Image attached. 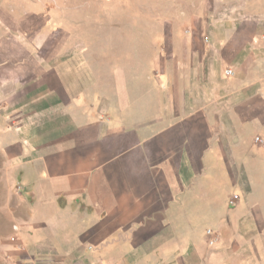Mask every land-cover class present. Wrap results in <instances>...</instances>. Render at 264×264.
<instances>
[{"label":"crops","instance_id":"0c3cea01","mask_svg":"<svg viewBox=\"0 0 264 264\" xmlns=\"http://www.w3.org/2000/svg\"><path fill=\"white\" fill-rule=\"evenodd\" d=\"M263 30L245 20L223 39L194 31L182 46L166 41L153 61L101 76L87 52L46 57L31 50V38L28 46L5 40L0 64L12 75L0 77V189L15 184L22 220L38 216V244H53L57 197L84 195L100 216L96 231L112 223L134 243L182 245L183 233L164 218L199 212L183 197L202 188L219 231L209 264L255 259L246 229L259 226L264 207V140L255 139L264 132ZM216 213L224 214L218 222Z\"/></svg>","mask_w":264,"mask_h":264},{"label":"rangeland","instance_id":"374dc122","mask_svg":"<svg viewBox=\"0 0 264 264\" xmlns=\"http://www.w3.org/2000/svg\"><path fill=\"white\" fill-rule=\"evenodd\" d=\"M245 20H255L264 29V0H0V45L6 40L28 46L31 38L34 53L44 52L47 57L49 51H83L98 75H105L109 68L126 74L132 60L142 66L164 53L166 41L182 46L185 36L194 31L204 41H209L211 32L223 39ZM258 38L262 45L264 30ZM180 51L174 47L173 56L178 59ZM2 70L0 64V77L12 75ZM262 74L264 69L257 75ZM255 139L262 143L264 132ZM4 174L0 173V179ZM8 175L16 177V172ZM4 183L0 189V264H209V255L218 245L219 231L207 219V207L202 206L208 201L202 188L196 191L201 193L199 197L186 192L183 197L184 204L201 205L199 212L169 213L164 218L166 225L183 233L182 245L149 238L134 243L130 230L112 223L96 231L100 216L84 195L57 197L53 244L48 245L38 244L41 231L34 228L38 216L30 214L22 220L21 212L18 214L16 185L7 189ZM28 200L33 210L35 200L31 196ZM260 208L259 226L246 229V237L253 239L248 247L255 252L249 264H264V207ZM47 215L42 219L46 221ZM213 215L216 222L224 217L223 213ZM192 225H198L199 232L189 244Z\"/></svg>","mask_w":264,"mask_h":264},{"label":"built area","instance_id":"2783aa9c","mask_svg":"<svg viewBox=\"0 0 264 264\" xmlns=\"http://www.w3.org/2000/svg\"><path fill=\"white\" fill-rule=\"evenodd\" d=\"M226 73H227L228 75H234V74H235L233 68H228V69L226 70ZM237 198H238V195L235 194V195L233 196V200H235V199H237Z\"/></svg>","mask_w":264,"mask_h":264}]
</instances>
